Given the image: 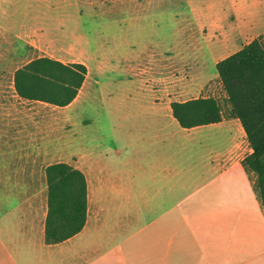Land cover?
I'll use <instances>...</instances> for the list:
<instances>
[{"label":"crops","instance_id":"obj_1","mask_svg":"<svg viewBox=\"0 0 264 264\" xmlns=\"http://www.w3.org/2000/svg\"><path fill=\"white\" fill-rule=\"evenodd\" d=\"M192 25L187 58L178 53L161 71L194 70L203 51L223 53L215 64L244 44L231 48L239 35L232 30L216 41L199 39ZM131 44L145 47L142 40ZM138 101L144 117L128 121L126 143L115 151L124 149L127 157L99 159L80 148L82 163L55 161L81 170L87 184L84 226L55 244L45 242L44 232V168L54 162L44 165L47 155L25 153L36 149L32 143L13 136L0 142V264H264V215L241 164L252 149L239 120L184 128L170 106L183 100L149 92ZM142 215L153 216L140 222Z\"/></svg>","mask_w":264,"mask_h":264},{"label":"rangeland","instance_id":"obj_2","mask_svg":"<svg viewBox=\"0 0 264 264\" xmlns=\"http://www.w3.org/2000/svg\"><path fill=\"white\" fill-rule=\"evenodd\" d=\"M138 1L0 0V16L9 18L0 21V142L13 136L34 144L36 149L24 152L47 155L44 165L82 163L80 148L95 150L99 159L127 157L124 149L119 155L115 151L126 143L128 121L144 117L139 97L149 92L172 100L224 97L213 64L223 53L203 51L194 70H160L170 57L187 58L193 21L199 39L209 35L216 41L226 30L237 32L231 48L264 35V0H243L232 8L236 0H151L142 6ZM133 40L145 47H133ZM42 55L87 66L84 85L68 106L16 96L12 73ZM152 216L142 215L140 222Z\"/></svg>","mask_w":264,"mask_h":264},{"label":"trees","instance_id":"obj_3","mask_svg":"<svg viewBox=\"0 0 264 264\" xmlns=\"http://www.w3.org/2000/svg\"><path fill=\"white\" fill-rule=\"evenodd\" d=\"M223 99L196 97L170 103L184 128L239 120L252 152L241 164L252 175V187L264 215V35L258 34L215 63ZM87 75L84 63L35 56L13 72L16 94L25 100L57 107L69 105ZM47 186L45 242L55 244L79 232L87 216V184L81 170L67 162L44 168Z\"/></svg>","mask_w":264,"mask_h":264}]
</instances>
